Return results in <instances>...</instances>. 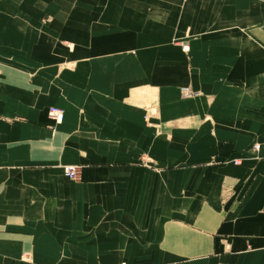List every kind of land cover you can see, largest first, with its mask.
<instances>
[{
    "label": "crops",
    "instance_id": "0c3cea01",
    "mask_svg": "<svg viewBox=\"0 0 264 264\" xmlns=\"http://www.w3.org/2000/svg\"><path fill=\"white\" fill-rule=\"evenodd\" d=\"M263 139L264 0H0V264H264Z\"/></svg>",
    "mask_w": 264,
    "mask_h": 264
},
{
    "label": "built area",
    "instance_id": "2783aa9c",
    "mask_svg": "<svg viewBox=\"0 0 264 264\" xmlns=\"http://www.w3.org/2000/svg\"><path fill=\"white\" fill-rule=\"evenodd\" d=\"M184 49L188 50V45H185ZM50 116L52 118H54L57 122H62L64 119V111L60 107H55V106L51 107L50 108ZM253 149H255L257 151L264 150V139L262 141L256 142L253 145ZM65 171L69 177L75 178L78 175V166H75V165L66 166ZM120 264H129V263L126 261H123ZM219 264H227V263L220 262Z\"/></svg>",
    "mask_w": 264,
    "mask_h": 264
},
{
    "label": "rangeland",
    "instance_id": "374dc122",
    "mask_svg": "<svg viewBox=\"0 0 264 264\" xmlns=\"http://www.w3.org/2000/svg\"><path fill=\"white\" fill-rule=\"evenodd\" d=\"M185 45H188V44H185ZM185 45H184V46H185ZM188 49H189V46H188ZM186 51H187V50H186ZM49 111H50V110H49ZM75 166H76V165H75Z\"/></svg>",
    "mask_w": 264,
    "mask_h": 264
}]
</instances>
